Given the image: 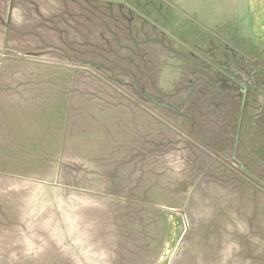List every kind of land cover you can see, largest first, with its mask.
<instances>
[{"label":"rangeland","instance_id":"obj_1","mask_svg":"<svg viewBox=\"0 0 264 264\" xmlns=\"http://www.w3.org/2000/svg\"><path fill=\"white\" fill-rule=\"evenodd\" d=\"M0 264H264V0H0Z\"/></svg>","mask_w":264,"mask_h":264}]
</instances>
